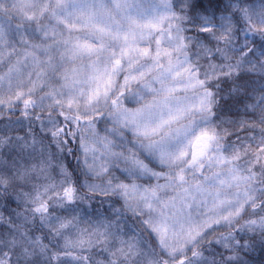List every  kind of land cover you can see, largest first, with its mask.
Listing matches in <instances>:
<instances>
[{"label": "snow or ice", "instance_id": "obj_1", "mask_svg": "<svg viewBox=\"0 0 264 264\" xmlns=\"http://www.w3.org/2000/svg\"><path fill=\"white\" fill-rule=\"evenodd\" d=\"M17 111L0 264H246L264 246V0H0V119ZM217 227L233 255L209 261Z\"/></svg>", "mask_w": 264, "mask_h": 264}, {"label": "trees", "instance_id": "obj_2", "mask_svg": "<svg viewBox=\"0 0 264 264\" xmlns=\"http://www.w3.org/2000/svg\"><path fill=\"white\" fill-rule=\"evenodd\" d=\"M250 3L254 4H259L262 2V0H249ZM198 3L202 4L203 7H208V0H198ZM202 10V9H201ZM259 43V41H257ZM252 79H255L254 77L250 78L246 75H242L238 83L244 84L246 81L248 82L247 87L249 90H251L252 87H257L259 86L262 82L260 80H255V84L251 83L250 81ZM225 87H230L225 86ZM229 104L232 103L231 100L228 101ZM235 111V110H234ZM229 115H232V113H229ZM20 116V112L17 111L16 113H7L4 119H0V127L3 126L4 123L7 122V118L10 117L12 120H16L17 117ZM234 118H244L248 120L255 119L254 116L248 115L245 116L241 107V110L239 113L234 117ZM104 124L100 123L98 125L99 130L102 132L104 128ZM33 130L35 133L38 134L39 136H43L44 133L41 131V125L40 122H36L33 126ZM28 130V121L25 120L23 121V131H18L16 134L22 135L24 131ZM241 135H245V133H241ZM234 139V137H233ZM68 163L70 165H74L75 161L72 158L68 159ZM94 207H98L97 205H94ZM106 207V206H105ZM11 209H16V204L15 203H10L7 208L3 207V201H0V211L3 212L4 216L7 217L9 215V212ZM19 210V209H17ZM247 218V217H245ZM243 223V220L240 221ZM131 223V221H130ZM228 231H230L229 228L227 227H217L213 232L209 234V236L206 238V243H205V257L210 261L213 258H215L217 261L221 260V254L223 257H228L230 255H233V253H230L226 249H224L222 244H218L215 242V238L219 237L222 233L226 234ZM251 235V234H248ZM241 236H243L245 239H247V235L245 233H238L237 234V239H239ZM207 241H211L210 244L207 243ZM239 259L242 262H246V264H264V246H261L257 244L252 250L247 251V252H241ZM231 264H235V261L231 262Z\"/></svg>", "mask_w": 264, "mask_h": 264}]
</instances>
